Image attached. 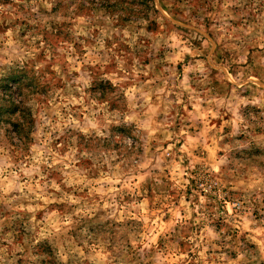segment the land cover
Instances as JSON below:
<instances>
[{
    "label": "clouds",
    "instance_id": "clouds-1",
    "mask_svg": "<svg viewBox=\"0 0 264 264\" xmlns=\"http://www.w3.org/2000/svg\"><path fill=\"white\" fill-rule=\"evenodd\" d=\"M256 81L264 83V0H0V232L10 229L0 235L7 241L0 264H165L174 250L169 236L183 239V224L172 221L159 245L128 247V229L105 223L109 217L97 215L101 206L86 195H69L82 188L64 171L67 164L57 169L59 184L44 182L40 165L56 160L47 147L52 133L73 150L78 145L82 169L87 162L96 170L111 167L118 154L125 166L150 161L131 171L154 186L167 179L164 169L179 152L189 171L197 165L207 195L219 198L226 184L237 188L234 208L258 228L222 230L217 239L231 255L205 264H264V88ZM72 105L78 107L59 124L40 122L42 114ZM33 121L47 125L48 134ZM168 140L171 151L158 147ZM181 141L187 147L176 150ZM206 143L220 153L212 161L201 151ZM30 171L39 185L25 178ZM52 200L65 203L64 213H48ZM253 210L262 217L258 224ZM53 218L67 226L55 228ZM172 225L176 230L168 231ZM90 226L104 236L89 250L82 238ZM44 242L50 253L38 248ZM97 249H106L104 260Z\"/></svg>",
    "mask_w": 264,
    "mask_h": 264
},
{
    "label": "rangeland",
    "instance_id": "rangeland-1",
    "mask_svg": "<svg viewBox=\"0 0 264 264\" xmlns=\"http://www.w3.org/2000/svg\"><path fill=\"white\" fill-rule=\"evenodd\" d=\"M171 22L176 24V21ZM177 27H183V25L177 24ZM76 47V45H73V48ZM82 55H84L82 51L77 52L78 57ZM217 71L224 72V69L218 67ZM244 83L248 82L245 81ZM254 87L264 88V83L256 81ZM245 94H247V90ZM76 107L78 105L69 106V109L60 107L58 114L57 112L44 113L40 117V122L50 120L52 124H59L61 118L66 119V113ZM193 110V106L189 105L188 111ZM200 117L202 120L204 114L200 113ZM72 119L76 120L77 117L73 114ZM214 120H218V118L214 117ZM33 124L38 128V133L43 132L45 135L48 134L50 129H48L47 125H45V128H39L36 121H33ZM169 130L171 131V129ZM177 130L180 131L179 129ZM187 131L190 134L192 129H188ZM153 134L159 137V134ZM83 135V133H80L78 140ZM52 136L55 138L51 139V143L47 144V147L53 150L56 160L49 159L48 164L52 165L51 169L48 168V164L40 165V177H43L44 182L59 184V181L55 180V177L62 176V173L57 171V169L64 168V165L67 164L68 167L64 168V171L69 174L70 179L80 182L74 185L75 187L82 188V193L73 191L69 195L73 198H77L81 194L86 195L89 202L101 206L97 208V215L106 214L109 217L105 223H111L114 226L121 225L128 229V247H144L146 244L159 245L162 233H164L172 221H176L178 224H183V228L181 229L183 239L169 236L174 250L168 253L165 264H205L206 261L210 259L215 260L218 256L231 255L227 253L226 249L220 247L219 240L217 239L222 230L225 235L234 234V232L241 229L244 232L251 230L253 234L258 231V228L253 226L252 220L244 214L243 210L236 209L233 206L238 189L226 184L219 189L221 193L219 198L207 195L200 187V185L205 183L204 179L196 178L197 165H193L192 171H189V161L184 159L183 155L179 152L177 162L173 163L170 168L164 169L167 179L162 180L161 185L154 186V183L137 182L139 180L138 173L131 171L133 167L143 168L148 166L150 161H137L135 165L129 163L125 166L124 164H120L118 154L117 160L110 161L111 167L105 165L96 170L91 168V162H87L85 168L82 169L81 165L84 162L76 156V153L79 152L78 145L73 150L71 142L65 143L63 138L56 133H52ZM193 139L194 137L191 135L185 137V140L189 142ZM150 143L155 144V141H150ZM171 143L168 140L162 145H158V147L168 148L171 151ZM32 147H37V145L34 144ZM185 147L187 145L183 141L175 144L176 150ZM154 150L150 149V151ZM201 151L210 161L220 155L218 151L213 149L210 143H206L201 148ZM41 155L43 156L42 150ZM193 155H196L195 150H193ZM65 157L70 158L64 159L63 163H60L59 161ZM165 159L170 158L165 157ZM197 159L200 158L197 157ZM72 160H75V163H72ZM161 166L163 167V164ZM218 167H220L219 164L214 165V169ZM24 168L31 170L32 164L25 163ZM28 174L37 182V185L40 184V179L34 171L25 173V178H27ZM21 183H23V180H21ZM212 191L215 192L216 188H213ZM40 203H43V200ZM65 207L66 205L63 201L52 200L47 204V211L49 214L59 216L64 213ZM71 207L77 208L78 206L71 205ZM30 215V212L23 214L25 219L30 217ZM43 216L44 211H38L35 218L36 220H41ZM251 216L257 224L262 218L255 210L252 211ZM91 219L95 220L96 216H93ZM51 222L55 228L67 226L65 222L55 218ZM20 224V220L14 221L13 228H16ZM9 230L8 227H4L0 235L7 233ZM175 230L176 225H172L168 229V231ZM137 233L139 234L138 237L133 239ZM73 235L75 238V234ZM89 236L91 237L90 239ZM103 236L104 230L102 228L90 226L82 238V243L86 244L90 250L103 239ZM108 236H111L110 232ZM6 244L7 241L0 239V247H4ZM108 244H112L111 239H109ZM254 246L250 245V247ZM77 247H80V245L78 244ZM38 248L41 251L50 253L46 242L38 245ZM81 250L83 251L84 249L82 248ZM105 250H96L94 255L97 260L102 261L105 259ZM16 264H22V262L17 259ZM87 264H92V261H88Z\"/></svg>",
    "mask_w": 264,
    "mask_h": 264
}]
</instances>
